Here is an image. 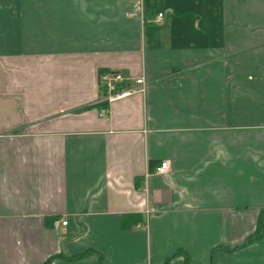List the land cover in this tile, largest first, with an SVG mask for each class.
<instances>
[{"label": "crops", "instance_id": "1", "mask_svg": "<svg viewBox=\"0 0 264 264\" xmlns=\"http://www.w3.org/2000/svg\"><path fill=\"white\" fill-rule=\"evenodd\" d=\"M177 251L264 264V0H0V264Z\"/></svg>", "mask_w": 264, "mask_h": 264}, {"label": "built area", "instance_id": "2", "mask_svg": "<svg viewBox=\"0 0 264 264\" xmlns=\"http://www.w3.org/2000/svg\"><path fill=\"white\" fill-rule=\"evenodd\" d=\"M162 14H158V20H160ZM134 85L137 87H132L129 82L131 79L125 78L118 72H106L102 74L100 78L101 86L103 89V97L107 103H113L115 101H119L129 97L130 95L136 92H144L145 91V80L141 78H136L132 80ZM169 162L162 161L160 165L155 169V174L157 175H165L168 171ZM148 214V212H146ZM63 226L67 225V221L62 220L55 221L53 226L56 228L58 224Z\"/></svg>", "mask_w": 264, "mask_h": 264}, {"label": "trees", "instance_id": "3", "mask_svg": "<svg viewBox=\"0 0 264 264\" xmlns=\"http://www.w3.org/2000/svg\"><path fill=\"white\" fill-rule=\"evenodd\" d=\"M259 224H260V221H259ZM124 226H125V223L123 222V227ZM181 254H183V253L180 251L173 253V255L171 257H169L163 264H169V261L171 260V258L176 257V256L181 255ZM85 256H86V252L78 255L77 257H74V259H81V258H84ZM184 259H185V264H187V261H188L187 257L185 256ZM49 262H50V260L47 261L45 264H48Z\"/></svg>", "mask_w": 264, "mask_h": 264}]
</instances>
